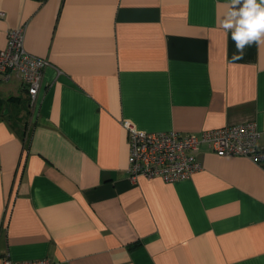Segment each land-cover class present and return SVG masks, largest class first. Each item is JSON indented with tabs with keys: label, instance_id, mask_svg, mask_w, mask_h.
Here are the masks:
<instances>
[{
	"label": "crops",
	"instance_id": "crops-1",
	"mask_svg": "<svg viewBox=\"0 0 264 264\" xmlns=\"http://www.w3.org/2000/svg\"><path fill=\"white\" fill-rule=\"evenodd\" d=\"M228 3L0 0V48L23 25L49 62L34 107L19 77L0 85V264H264V161L202 144L189 178L127 172L125 121L199 134L254 120L264 148V45L232 60Z\"/></svg>",
	"mask_w": 264,
	"mask_h": 264
},
{
	"label": "built area",
	"instance_id": "built-area-1",
	"mask_svg": "<svg viewBox=\"0 0 264 264\" xmlns=\"http://www.w3.org/2000/svg\"><path fill=\"white\" fill-rule=\"evenodd\" d=\"M24 26L7 30V43L0 48V85L14 76L34 107L41 86L43 73L49 64L24 48ZM128 133L129 155L127 172L131 181L138 177L161 178L173 182L189 178L200 169L196 151L202 144L222 155H241L261 164L264 148L259 145V130L254 120L203 129L199 134L170 131H143L125 121ZM3 264H53L47 258L13 260L5 258Z\"/></svg>",
	"mask_w": 264,
	"mask_h": 264
},
{
	"label": "clouds",
	"instance_id": "clouds-1",
	"mask_svg": "<svg viewBox=\"0 0 264 264\" xmlns=\"http://www.w3.org/2000/svg\"><path fill=\"white\" fill-rule=\"evenodd\" d=\"M218 26L235 42L232 60H242L246 46L264 45V0H229Z\"/></svg>",
	"mask_w": 264,
	"mask_h": 264
},
{
	"label": "rangeland",
	"instance_id": "rangeland-1",
	"mask_svg": "<svg viewBox=\"0 0 264 264\" xmlns=\"http://www.w3.org/2000/svg\"><path fill=\"white\" fill-rule=\"evenodd\" d=\"M10 91H11V90H10ZM10 91H9V92H10ZM11 92H12V91H11Z\"/></svg>",
	"mask_w": 264,
	"mask_h": 264
}]
</instances>
